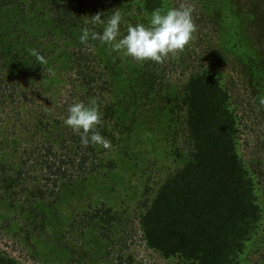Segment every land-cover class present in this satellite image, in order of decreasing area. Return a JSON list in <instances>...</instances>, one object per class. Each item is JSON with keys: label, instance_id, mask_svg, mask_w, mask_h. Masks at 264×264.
I'll use <instances>...</instances> for the list:
<instances>
[{"label": "trees", "instance_id": "1", "mask_svg": "<svg viewBox=\"0 0 264 264\" xmlns=\"http://www.w3.org/2000/svg\"><path fill=\"white\" fill-rule=\"evenodd\" d=\"M109 1L93 0V4L86 5L85 8L91 6L92 14L100 13L97 9L103 10L105 5L109 7L113 4ZM126 2L128 8L136 5L137 15L151 16L155 9H164L165 0ZM76 5L73 0H0V94L12 102L17 87H21L22 83L28 85L29 91H20L18 99L28 97L30 102L42 107L41 112H37L40 118L36 127L46 132L53 131L54 138H58V141L65 138L61 124L64 119L62 115L68 106L81 101L88 104L91 99L98 101L105 94L110 102L98 105L102 119L96 130L113 143L116 140L118 142L123 131L126 133L124 144L139 141L140 144L149 143L154 139V134L161 135L165 132L158 131L166 124L162 121L163 116L167 112L178 111L183 144L177 151L186 152H175L177 167L155 183L150 196L146 194L142 198L140 211L136 216L139 241L167 261L176 259L181 264H240V255L244 254L246 244L253 239L260 226L263 208L258 202L253 179L238 149V116L231 107V94L222 82V70L203 65L200 70L188 76L177 98L161 95L156 89L159 84L156 83V70L151 69L147 62L135 63L126 57L124 61L113 50L96 52L80 42L83 28L102 32L103 25L96 24L93 27L88 21H83L80 12H85L86 9H76ZM262 8L264 4L253 6L252 2L246 7L247 24L254 27L253 33L246 37L253 40L251 43L248 41L249 46L245 42H239L237 46L224 41V51L216 54L218 65H224L228 60L233 73L243 75L246 91L254 94L255 99L260 98L259 93L264 94V56L261 57L262 50L258 49V44L264 45V23L260 27L261 24L256 19L261 14L264 19ZM234 21L237 22L235 18ZM220 34L223 38L227 36L225 38L228 41L232 40L231 33L220 31ZM59 39H62V46ZM83 47L86 48L82 50ZM66 48L69 55L79 62L76 71L80 78L69 81L71 98L62 99L63 103H58L59 100L55 99L46 82L49 77L63 72L64 68L61 70L59 64L57 72L52 74L53 67L57 66L55 59L47 61L46 58L54 54L57 60L64 61L62 52ZM33 50L44 58L43 62L32 55ZM200 60L195 67L203 64ZM118 65L120 68H117ZM123 66L128 68L126 75ZM63 75L64 73L60 76ZM123 76H127L128 80L123 79ZM50 86L54 90L55 85ZM155 90L156 93L153 92ZM119 95L120 99L116 104L111 103ZM137 96L147 103L139 102L140 98ZM131 98L134 99L133 103L127 104L125 100ZM35 99L41 101L38 103ZM141 103L150 105L144 109ZM21 105L20 101L16 106ZM260 106L264 108V105ZM50 110L53 111L49 112ZM126 120L129 121L128 125ZM117 129L119 137L112 134ZM71 139L79 147H84L79 134L73 132ZM1 144L2 140L0 146ZM40 145L44 148L41 158L27 169L31 171L35 170L34 166H39L36 170L48 174L26 178L28 185L44 188L45 191L41 192L50 194L48 200L41 202L40 198L30 199L35 198L36 189L33 191L29 187H23L14 190L21 181L22 167L19 169L18 166L16 171L13 169V174L8 175L9 167L6 170V167L0 166V204H8L5 208L0 205V230L9 233L13 225L29 234L39 221L44 226L43 231L37 229L34 235L29 234L30 239L36 240L37 247L31 252L34 256L37 251L40 255V251L46 253L47 249H51L55 250V257L50 259L51 264H100L99 261L113 252L111 250L104 253L102 249L106 248L105 241L113 243V230L123 225V211L120 209L112 211L108 204L89 210L80 207L81 197L90 193L87 182L95 178L92 169L97 170L96 163L99 164L98 167L104 168L103 161H107L105 155H101L98 160L102 162L95 163V152L94 157L89 154L95 147L102 145L90 144L84 147L78 159V151L74 150L70 159L63 155L65 160L60 154H56L54 146L44 142ZM65 145L60 150H67L66 153L70 155L72 149ZM109 162L108 160L109 165L105 170L112 166L113 163ZM106 173L108 174L107 171ZM23 185L22 183L21 186ZM27 188L29 190H26V196L30 197L23 201L24 204L16 205L18 194ZM62 197L75 201L71 212V215L74 213V218L67 221V228L62 231L44 233L47 232V214L54 212V204H59ZM86 200L91 208V199L87 197ZM23 207L28 210L23 212ZM18 210L20 212L17 216L21 214L23 219L18 221L17 217L16 222L11 223L9 219L12 216L9 215ZM28 216L33 218L28 219ZM93 236L96 237L91 238ZM101 239H104L103 244ZM27 240L29 239L25 242ZM120 243L122 242L119 241L118 244ZM48 246L51 248H47ZM117 252L120 250L114 253ZM0 264L23 263L5 254V251H0ZM117 264H132V261L130 257L122 258L119 255Z\"/></svg>", "mask_w": 264, "mask_h": 264}, {"label": "rangeland", "instance_id": "2", "mask_svg": "<svg viewBox=\"0 0 264 264\" xmlns=\"http://www.w3.org/2000/svg\"><path fill=\"white\" fill-rule=\"evenodd\" d=\"M73 1L77 3V5L74 6L76 9H86L85 12H80L83 21H90L91 16L96 15L97 12L93 14L90 12L91 6L88 7L89 9L85 8L86 5L93 4V0H86V2L84 0ZM81 1L83 4H81ZM110 1L113 3H111L112 5H109V7L105 5L104 8H102L103 10H97L100 11V13H104L102 19L105 21L115 11L121 13L123 19L120 25V36L118 39L123 35H126L129 24L133 26L138 23H142L146 26L149 24L151 16L148 14L137 15L135 4L128 8V2H126V0ZM250 2L253 3V6L255 4L259 6V3L264 4V0H167V2L165 0L163 4L164 9L162 8L163 11H167L172 7H179L181 4L186 6L195 5V12L193 13V20L196 25V31L193 34L194 39L182 52H179L174 56L169 55L162 63H156L150 60L145 62L151 66V69L156 70L158 81L156 83L160 84H158L156 88L159 90L158 92H160L161 95H168L169 97L176 98L181 94V87L188 76L194 71L200 70L203 65L222 70V72H220L224 76L222 82L231 94V107L238 116V149L246 163L251 178L253 179L259 197L258 202L263 208V218L260 226L257 229V232H255L253 239L246 244L243 252L244 254L239 257V263L264 264V108L259 104L260 100L264 99V94L259 93L258 96H260V98L255 99L254 94L246 91L247 89L245 87V79L243 78V75L241 76L233 73L228 60H226L224 65H218V59L216 58L217 53L224 51L226 44L223 43L224 41L231 44L234 43L235 45L239 44V42H245L247 46H249L248 41L250 43L253 41L246 38L254 31V27H249L247 24L249 21L247 18L248 14H246V7H248ZM231 7L234 9L232 10ZM262 9L264 10V8ZM261 16L262 14L256 16V19L259 20V24H261L260 27H262L264 23V19ZM233 17L237 22L234 21ZM220 31L225 32L226 34L231 33L232 40L228 41V39L225 38L227 36L223 38ZM59 43L62 46V39H59ZM85 45L92 47L96 52H101L102 50L113 52L110 45L104 44L99 40L90 39ZM258 45L260 46L258 49L262 50V53L260 54L262 57L264 56V45ZM85 48L86 47H83L82 50ZM62 53L65 57L64 61L60 59L57 60L54 54L51 56L47 55L50 58L46 56L47 61H54L55 59L54 62H56L57 66L53 67L52 74L57 72L59 64L61 70L64 68L63 72L61 71L59 74L49 77V81L46 82L47 85L49 83L48 86L53 92L55 99L59 100L58 103H63L62 99L71 98V92L69 89L71 84L69 81L71 79H78L76 77H79V74L76 71L79 62L75 61L72 56L69 55L68 48ZM115 53L116 51L114 54ZM117 53L120 54L122 60L126 61V56L123 55V57L121 53ZM76 56H78V54L75 55V57ZM126 58L133 60L135 63L137 62L131 57ZM199 59H201L200 61L203 64H201L200 67H195L194 65L198 64ZM140 63L143 64L144 62ZM117 68H120L119 65ZM127 69L126 66H123L125 75ZM62 73H64V75L60 76ZM48 76L51 75L48 74ZM123 79L128 80L127 76H123ZM254 81L252 82L254 83ZM22 84L21 87H17V94L15 92L16 96H14L15 98L12 99V102L11 100L5 99V96L0 94V140H2V147L0 146V166L6 167V170L9 167L7 170L8 175L13 174L14 171L18 169V166L19 169L22 167L23 169L20 170L23 173L20 179L21 181L18 182V186H16L14 190L17 191L23 187H29L33 191L36 189V191H34L35 198L32 197L30 199L33 200L40 198L41 202H45L48 200L47 198L50 194L48 192H41L45 191L44 188L28 185L29 181H27L28 178H26L40 174L46 176L48 174V172L36 170L37 167L39 169V166H34L35 170L29 171V169H27L29 168V165L32 166L39 161V158H41L40 155H42L44 148L41 147L40 143L44 142L54 146L57 150L56 154H60V157H62L63 160H65L63 155H67L69 159L72 158L74 150L78 151L76 154V159H78L80 156L79 154L85 148L79 147L77 142L72 141L71 135L73 134V131L65 126L64 123L61 124V127L64 131L63 135L65 138H61L60 141H58V138H54L55 133L53 131L46 132V130L41 128V130L37 129L36 122L40 118V114H37V112H41L40 110L42 107L30 102L31 100L29 101L28 99L30 98L28 97L27 99H18V97H20L18 95L20 91H29L28 85H24V83ZM51 84L55 85L54 90L52 86H50ZM263 88L264 87H262V89ZM153 92L156 93V90ZM28 95L32 96V93L28 92ZM137 98H140L138 99L139 102L147 103L142 97L137 96ZM119 99L120 95L111 103L116 104ZM20 101L22 105L17 107L16 105L20 103ZM36 101L39 103L41 100ZM125 101L127 104H132L134 99L131 98ZM109 102L110 98L105 94L103 98L98 99L97 104L102 106L104 103L107 104ZM144 103H141L143 106L142 108L147 109V106L150 104ZM17 111H19L18 115H16ZM51 111L53 110H50L49 112ZM177 114L180 115L178 111H174L167 112L165 116H163L165 121L163 119L162 121L166 124L163 126L164 128H161L158 131L165 132L161 133V135L154 134V139L151 140V142L149 141V143L140 144L141 142L139 141L140 143L130 142L124 144L123 138L126 136V133L123 131L124 129H122L123 132L120 135L118 134L119 132L117 129L112 131V134L116 137H119L120 135L118 142L117 140L114 143L110 141V146L108 148H104L103 146L98 148L95 147L92 152H89L93 157L95 152V155L97 156V158H95V163L97 161L102 162L98 160L101 155H105V160L107 159V161H103L104 168L98 167L99 164L96 163L97 170L92 169L95 178L92 180L88 179L89 181L87 182V185L90 193L81 197L82 206L80 207L84 210H89L100 205L102 206V204H108L107 206L111 208L112 211H117L119 209L120 211H123L121 213L123 218L121 221L123 225L121 224L116 227L111 234L114 242L110 244L109 241H105L106 248L102 249L105 254L111 250L113 252H108V257L105 256V258L99 261L100 264H117L119 255H122V258L130 257L132 264H181L179 263V260L176 259L171 261L162 259L153 250L146 248L144 244L139 241L136 218L140 211L139 206L141 205L142 198H144L146 194L150 196V194L153 193L155 183L177 167V156H174L175 152H186V150L177 151V148L183 144L181 139V136L183 135L182 126L180 125V117L177 116ZM62 116L63 118L67 116V110ZM125 123L128 125L129 121L126 120ZM122 125L124 126L123 121ZM54 131L56 132V130ZM164 136H166L165 139ZM161 138L162 140H159ZM30 144H32V146ZM65 144L72 149L70 155H68L69 153H66L68 152L67 150H60V147ZM29 145L31 149L29 148ZM52 151L55 152L54 150ZM108 160L110 161L109 163L113 164L112 166L110 165V169L105 170L109 165ZM13 169L15 170L13 171ZM111 177L113 180H111ZM22 183L24 184L23 186H21ZM29 188L18 194L19 200L15 202L16 205L17 203L20 205L24 204L23 201H26V199L30 197L26 196V190H29ZM87 197L91 199V208L88 207L90 203L86 200ZM66 198L67 197H62L59 204H54V212L47 214L49 215V219L46 220L47 232L44 233L54 231L55 233H58L67 228V221L70 218H74V213L71 215V212L75 205V201ZM0 205L1 208H5L8 204L2 203ZM26 209L27 208L22 209L23 212H26ZM19 212L20 210L14 213L7 212L11 213V215H9L10 217L12 216L9 219L11 223L16 222L18 217L17 214ZM1 213H4V211ZM30 218H33V216H28V219ZM22 219L23 215L20 214L18 221ZM49 221L51 223H49ZM36 223V228L29 234L34 235L37 232V229L43 231L44 226L42 223L39 221ZM11 227L9 233L0 230L1 252L5 251V254L20 260L23 264H51L50 259L55 257V250L52 251L51 249H47L46 253L40 251V255H38L37 251V255L34 256L31 252L34 247H37L35 243L36 240L30 239L31 236L18 226L12 225ZM131 227L132 232H130ZM94 237L96 236L91 238ZM26 239L29 240L25 242ZM103 241L104 239H101L102 244ZM119 241L122 243L118 244ZM47 248L51 247L48 246ZM118 250H120V252L114 253Z\"/></svg>", "mask_w": 264, "mask_h": 264}, {"label": "clouds", "instance_id": "3", "mask_svg": "<svg viewBox=\"0 0 264 264\" xmlns=\"http://www.w3.org/2000/svg\"><path fill=\"white\" fill-rule=\"evenodd\" d=\"M195 5L181 4L179 7L169 8L167 11L155 9L146 26L138 23L135 26L129 24L126 35L120 36V25L122 15L115 11L106 21L101 19L104 13H97L91 16L93 27L96 24L103 25L102 32L85 27L79 37L82 44L92 40L110 45L113 51L119 52L126 57H131L137 62L153 61L162 63L169 55H176L182 52L194 39L196 25L193 20ZM38 61L43 62L44 58L33 50ZM264 105V99L260 100ZM102 114L95 99L88 104L76 102L68 106L67 116L63 119L65 126L74 133L79 134L82 146L90 144L102 145L104 148L110 146V141L96 130L101 123Z\"/></svg>", "mask_w": 264, "mask_h": 264}]
</instances>
